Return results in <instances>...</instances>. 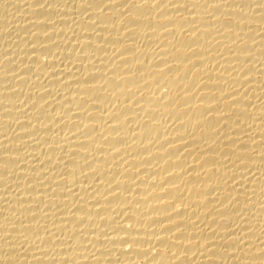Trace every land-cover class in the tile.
<instances>
[{"label": "bare ground", "instance_id": "obj_1", "mask_svg": "<svg viewBox=\"0 0 264 264\" xmlns=\"http://www.w3.org/2000/svg\"><path fill=\"white\" fill-rule=\"evenodd\" d=\"M0 264H264V0H0Z\"/></svg>", "mask_w": 264, "mask_h": 264}]
</instances>
